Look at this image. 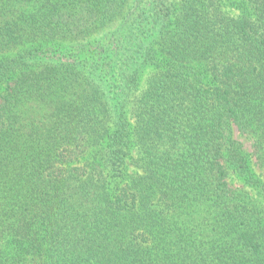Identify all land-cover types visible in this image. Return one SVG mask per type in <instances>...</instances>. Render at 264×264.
Instances as JSON below:
<instances>
[{"label":"trees","instance_id":"16d2710c","mask_svg":"<svg viewBox=\"0 0 264 264\" xmlns=\"http://www.w3.org/2000/svg\"><path fill=\"white\" fill-rule=\"evenodd\" d=\"M0 264H264V0H0Z\"/></svg>","mask_w":264,"mask_h":264},{"label":"rangeland","instance_id":"374dc122","mask_svg":"<svg viewBox=\"0 0 264 264\" xmlns=\"http://www.w3.org/2000/svg\"><path fill=\"white\" fill-rule=\"evenodd\" d=\"M118 26H120V22L118 23H115L114 25H112V27L110 28H106L103 32H101L100 34L98 35H95L93 36L92 38L90 39H87L84 44H88V43H92V42H96V41H103L105 40V38L108 37V34L113 32L114 29H116ZM108 41V40H107ZM236 137L243 142L246 150H248L249 152H252L253 149H252V144L253 142L248 139L246 136H239V132L237 131L236 132Z\"/></svg>","mask_w":264,"mask_h":264}]
</instances>
